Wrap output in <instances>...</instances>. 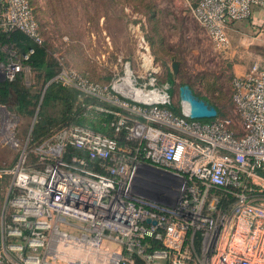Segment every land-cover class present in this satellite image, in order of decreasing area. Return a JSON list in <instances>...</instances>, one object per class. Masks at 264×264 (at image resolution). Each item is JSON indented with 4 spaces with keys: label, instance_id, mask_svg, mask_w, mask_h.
I'll use <instances>...</instances> for the list:
<instances>
[{
    "label": "built area",
    "instance_id": "obj_1",
    "mask_svg": "<svg viewBox=\"0 0 264 264\" xmlns=\"http://www.w3.org/2000/svg\"><path fill=\"white\" fill-rule=\"evenodd\" d=\"M255 8L264 10V0H198L191 12L225 50L230 25ZM14 31L44 42L29 0H0V32ZM32 52L20 57L10 46L3 78L29 72ZM138 58L144 78L122 71L100 83L63 66L53 76L79 101L93 97L123 113L110 135L81 124L58 129L32 150L39 168L28 165L26 148L0 167V181L9 177L0 264H264V59L231 81L238 132L219 115L188 117L182 102V115L173 112L168 81H139L158 77L142 35ZM128 75L167 100L140 102L119 86Z\"/></svg>",
    "mask_w": 264,
    "mask_h": 264
},
{
    "label": "rangeland",
    "instance_id": "obj_2",
    "mask_svg": "<svg viewBox=\"0 0 264 264\" xmlns=\"http://www.w3.org/2000/svg\"><path fill=\"white\" fill-rule=\"evenodd\" d=\"M31 3L48 57L56 61V69L75 68L100 79L122 75V71L144 78L148 73L140 70L138 58V37L142 35L158 69L156 75L162 80L171 76L174 81L171 84L174 104L181 105L179 86L188 84L197 95L219 107L220 115L230 119L240 132L231 100V81L245 73L253 61L264 59V29L259 39L249 37L244 41L232 36L229 47L219 50L193 17L187 0H31ZM9 50L8 44L1 47L4 56L0 58V79L2 65L10 59ZM174 61L176 70L172 67ZM39 89L40 82L32 91ZM14 103L12 97L7 106L0 105V167L13 165L26 148L28 165L39 168L41 163L32 150L48 137L39 143L30 137L39 105L34 113L26 114L14 110ZM45 109L52 120L48 127L51 136L64 125L62 105L56 101ZM8 179L0 183V205ZM149 188L145 192L153 195L154 187Z\"/></svg>",
    "mask_w": 264,
    "mask_h": 264
},
{
    "label": "trees",
    "instance_id": "obj_3",
    "mask_svg": "<svg viewBox=\"0 0 264 264\" xmlns=\"http://www.w3.org/2000/svg\"><path fill=\"white\" fill-rule=\"evenodd\" d=\"M29 1L31 3V0ZM33 12L35 15L34 8ZM4 44L12 46L16 54L20 57L29 49H33V52L24 61V64L29 67V72L22 70L12 80L0 79V105L7 106L12 96L15 99L14 110L19 113L32 114L34 113L35 106L39 105V109L36 111L37 117L30 133L33 141L39 143L44 137L50 136L48 127L52 124V120L46 115L45 108L56 101L62 105L61 118L64 125L60 128L72 124H81L108 135L113 133L117 117L123 111L116 106L106 104L93 97H86L82 101H79V92L75 88L62 85L59 81L52 80L59 69L55 68L56 61L49 59L45 42L36 44L20 31H14L10 34L0 32V58L4 56L1 51V47ZM88 76L90 79L100 83H106L113 77L112 75L107 79H100L91 75ZM27 81H29V84H27ZM139 81L142 83L146 82L147 87H161L168 81L170 83L169 89L173 92L171 84L174 81L171 76H168L164 80L157 77L154 84H149L146 80L142 79ZM39 82L41 89L32 91ZM213 105L217 108L218 115L221 116L219 107L215 104ZM167 106L176 114L182 115L180 105L171 102ZM201 120L207 121L209 119L204 118ZM121 140L124 143L126 142L123 136ZM159 246V242H154L153 247ZM136 264H143V262L137 259Z\"/></svg>",
    "mask_w": 264,
    "mask_h": 264
},
{
    "label": "water",
    "instance_id": "obj_4",
    "mask_svg": "<svg viewBox=\"0 0 264 264\" xmlns=\"http://www.w3.org/2000/svg\"><path fill=\"white\" fill-rule=\"evenodd\" d=\"M173 69L176 70V62H173ZM119 86H124L136 92V97L143 103H160L167 99L168 92H162L160 89L153 87L145 90L141 85L137 84L128 75L126 79L119 83ZM179 98L186 105L185 110L188 117L193 119H211L218 115L217 108L204 98L196 95L188 84L179 86Z\"/></svg>",
    "mask_w": 264,
    "mask_h": 264
},
{
    "label": "crops",
    "instance_id": "obj_5",
    "mask_svg": "<svg viewBox=\"0 0 264 264\" xmlns=\"http://www.w3.org/2000/svg\"><path fill=\"white\" fill-rule=\"evenodd\" d=\"M198 0H187L188 4L192 7L197 3ZM259 27V28H258ZM261 27V28H260ZM264 27V10L255 8L251 17L236 21L230 25L229 29V37L230 39L233 38L236 40H244L247 41L250 38H260V34H262V29ZM256 28L255 30H253ZM251 33H256V36H251ZM256 61V60H255ZM249 68V67H248ZM14 97V96H12ZM11 97V98H12ZM79 97V95H78ZM15 104V103H14ZM7 177L1 179L0 183L4 184ZM2 185H0L1 187ZM3 201V200H2ZM1 206V205H0Z\"/></svg>",
    "mask_w": 264,
    "mask_h": 264
},
{
    "label": "bare ground",
    "instance_id": "obj_6",
    "mask_svg": "<svg viewBox=\"0 0 264 264\" xmlns=\"http://www.w3.org/2000/svg\"><path fill=\"white\" fill-rule=\"evenodd\" d=\"M131 94L133 95V93L131 92ZM186 106V105H185Z\"/></svg>",
    "mask_w": 264,
    "mask_h": 264
}]
</instances>
